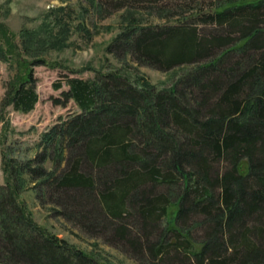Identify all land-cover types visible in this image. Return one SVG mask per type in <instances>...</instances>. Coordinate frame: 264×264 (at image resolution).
Returning a JSON list of instances; mask_svg holds the SVG:
<instances>
[{
    "label": "trees",
    "instance_id": "16d2710c",
    "mask_svg": "<svg viewBox=\"0 0 264 264\" xmlns=\"http://www.w3.org/2000/svg\"><path fill=\"white\" fill-rule=\"evenodd\" d=\"M110 1L123 12L109 53L186 72L162 89L117 68L65 76L55 102L80 111L44 133L35 157L3 150L0 264H115L40 225L28 190L142 264H264V0H183L160 8L164 24L141 0H88L100 13ZM46 15L20 45L0 27V59L18 66L5 104L23 112L38 101L34 67L68 46L72 13Z\"/></svg>",
    "mask_w": 264,
    "mask_h": 264
},
{
    "label": "rangeland",
    "instance_id": "374dc122",
    "mask_svg": "<svg viewBox=\"0 0 264 264\" xmlns=\"http://www.w3.org/2000/svg\"><path fill=\"white\" fill-rule=\"evenodd\" d=\"M108 3V7L100 13L89 5L88 0H0V27L7 28L14 35L17 45H20L22 28L40 27L46 20V14L55 7L66 5L73 18L71 32L68 34V46L62 50H51L45 56L47 63L34 67L38 101L31 111L23 112L15 109L13 105L5 104L7 88L13 81L18 66L14 55L8 60L0 59V184L5 183L4 149L6 151L12 149L9 158L26 160L35 157L41 149L38 145L44 133L61 119L80 111L74 100H70L66 105L55 102L58 98L63 99L61 95L63 90L69 89L65 83L66 75L89 78L93 77L95 72L86 69L87 66L103 71L117 68L122 69L133 79L144 76L158 89H162L170 88L186 72V67L165 71L139 64L130 55L121 60L109 53L108 46L121 31L123 10L111 6L114 3L112 1ZM138 3L145 11H156V15L149 17L150 22L164 24L167 22L166 19L159 17L160 8L175 10L184 1L141 0ZM144 13L147 18V12ZM80 23H84L90 29L92 37L86 36L79 28ZM59 28L55 24L54 32ZM82 69L84 70L81 71ZM70 70L81 73H72ZM57 83H62V87L56 88ZM21 199L26 201L40 225L74 246L108 263L142 264L111 246L103 236L99 237L97 233L83 228L77 220L67 217L60 212L62 207L51 200L39 201L35 192L31 190L23 192ZM195 231L197 237H200L198 236L201 235L200 228Z\"/></svg>",
    "mask_w": 264,
    "mask_h": 264
}]
</instances>
